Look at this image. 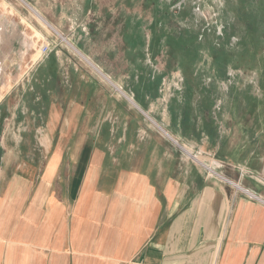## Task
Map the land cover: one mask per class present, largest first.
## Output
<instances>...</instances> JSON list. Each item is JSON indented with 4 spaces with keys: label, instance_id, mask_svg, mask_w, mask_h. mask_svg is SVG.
<instances>
[{
    "label": "crops",
    "instance_id": "crops-1",
    "mask_svg": "<svg viewBox=\"0 0 264 264\" xmlns=\"http://www.w3.org/2000/svg\"><path fill=\"white\" fill-rule=\"evenodd\" d=\"M18 8L0 0V264H264L260 85L163 87Z\"/></svg>",
    "mask_w": 264,
    "mask_h": 264
},
{
    "label": "rangeland",
    "instance_id": "rangeland-1",
    "mask_svg": "<svg viewBox=\"0 0 264 264\" xmlns=\"http://www.w3.org/2000/svg\"><path fill=\"white\" fill-rule=\"evenodd\" d=\"M12 1L20 14L71 32L94 55L105 46L140 55L162 74L163 87L180 70L204 69L206 81L215 72L221 84L239 86L245 76L252 90H264V0Z\"/></svg>",
    "mask_w": 264,
    "mask_h": 264
},
{
    "label": "built area",
    "instance_id": "built-area-1",
    "mask_svg": "<svg viewBox=\"0 0 264 264\" xmlns=\"http://www.w3.org/2000/svg\"><path fill=\"white\" fill-rule=\"evenodd\" d=\"M52 50V48H51V45L50 44H43L42 46H41V55H46V54H48L50 51ZM185 151L187 150V149H184ZM192 156V155H191ZM193 158H195V156H193ZM196 159V158H195ZM206 169H207V173H208V175H211V176H213L214 174H215V172L209 167V166H207L206 165Z\"/></svg>",
    "mask_w": 264,
    "mask_h": 264
},
{
    "label": "trees",
    "instance_id": "trees-1",
    "mask_svg": "<svg viewBox=\"0 0 264 264\" xmlns=\"http://www.w3.org/2000/svg\"><path fill=\"white\" fill-rule=\"evenodd\" d=\"M170 20V19H169Z\"/></svg>",
    "mask_w": 264,
    "mask_h": 264
}]
</instances>
